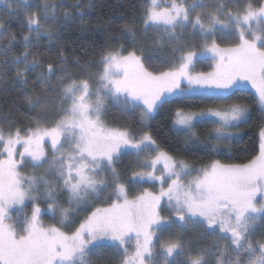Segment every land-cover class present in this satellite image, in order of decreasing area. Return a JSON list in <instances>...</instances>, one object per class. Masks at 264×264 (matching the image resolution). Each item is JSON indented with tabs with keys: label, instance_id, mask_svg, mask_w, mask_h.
<instances>
[{
	"label": "snow or ice",
	"instance_id": "1",
	"mask_svg": "<svg viewBox=\"0 0 264 264\" xmlns=\"http://www.w3.org/2000/svg\"><path fill=\"white\" fill-rule=\"evenodd\" d=\"M145 3L141 23L145 32L158 33L151 47L173 45L167 69L149 71L143 47L137 55L121 45L103 52L99 64L87 66L98 72L80 78L69 71L63 53L61 62L45 67L30 52L31 34L37 42L41 35L52 38L44 22L50 16L55 20L58 6L49 0H17L29 35L21 37L23 53L12 58L13 64L24 66L16 76L27 84L25 72L40 70L41 84L58 78L59 86L51 89L58 91L55 98L35 93L27 97L37 112L31 126L0 128V264H92V254L108 246L123 257L121 264H264V242L255 240L257 231L264 235V127L259 132V155L248 163L214 161L198 168L162 149L143 127L135 132L104 122L105 100L125 110L138 109L146 126L171 104L205 98L230 101L244 81L256 89L264 108V0H258V6L251 0L242 5L228 0L235 11L220 0L214 5L202 0ZM209 7L216 10L197 13ZM189 28L197 42L191 38L185 42L178 34ZM6 31L0 23V36ZM123 31L135 40L134 24ZM233 36L234 46L222 48L218 43V38ZM15 39L12 35L5 54ZM204 59L215 61L212 72L196 71ZM76 66L81 67L78 61ZM250 115L241 103L197 111L178 107L172 125L193 145L204 144L217 152L240 135L233 129ZM204 125L211 128L201 138L197 129ZM129 156L133 157L129 169L118 171L122 158ZM28 167L43 172L21 175ZM141 183L159 184V191L145 189L129 199V188ZM101 202L108 206L95 207ZM23 207H30L31 214H18L15 224L8 223ZM165 211L167 218L161 215ZM85 212L90 214L79 219ZM45 213L59 226L43 224L40 217ZM176 225L202 226L224 243L213 245L214 256L201 250L193 257L180 237L164 240L163 233Z\"/></svg>",
	"mask_w": 264,
	"mask_h": 264
},
{
	"label": "trees",
	"instance_id": "2",
	"mask_svg": "<svg viewBox=\"0 0 264 264\" xmlns=\"http://www.w3.org/2000/svg\"><path fill=\"white\" fill-rule=\"evenodd\" d=\"M49 2L58 6L55 11V20L53 21L50 16L49 21L44 22L45 27L51 31L52 38L49 39L47 35H41L37 42L33 33L31 34L33 46L30 49L33 56L45 67L49 62H61L60 54L63 53L64 63L69 71L80 78H87L88 72L99 71L96 67L88 68L90 63L92 65L99 64L103 52L114 47L119 48L122 45L128 51L136 50L137 55H141L138 49L143 47V56L148 58L145 67L149 71L167 69L166 60L172 56L173 45L165 42L163 47H151L153 37L158 33L151 29L145 32L144 25L141 23L146 8L145 0H49ZM242 2L244 3L245 0ZM251 2L254 6H258V0H251ZM9 5L0 7V23L5 24L7 29L4 35L0 36V128L4 129L13 124L20 128L31 126L37 112L29 106L27 97L35 93L38 96L47 94L55 98L58 91L54 93L51 89H58L59 86L58 78L41 84L40 70L25 72L24 79L28 81L27 84L17 78V71H23L24 66L13 64L12 58L23 53L24 46L21 37L29 35V33L22 10L17 9V1ZM32 11L41 12L40 9H32ZM130 24H134L136 30L135 40L132 36L125 35L123 31L125 26ZM177 31L185 38V42L188 38H191L193 42L198 41V38L191 37L192 30L190 28ZM12 35L16 39L12 42L11 51L5 54L4 49L8 48ZM218 43L221 46H234L236 40L234 36L227 40L218 38ZM77 61L81 67L76 66ZM213 70L211 59H204L196 64L198 72L208 73ZM232 103L246 105L250 109L251 115L240 128L233 129L240 135L221 145L217 152H212L204 144L193 145L191 141H187L184 135L178 134L173 128L172 113L178 107L197 111L199 108L206 107H226ZM106 106L104 122L107 125L127 127L135 132H140L143 127L144 130L151 132L162 149L197 167H205L214 161H219L222 164H246L259 155L261 143L259 132L261 127H264V109L260 106L254 93L246 89H237L235 96L230 101L205 98L168 105L148 121L146 126H142L141 113L138 109L129 107L125 110L123 106L116 105L112 100H109ZM210 128L211 125H204L197 129V133L203 138ZM132 160L133 157L130 156L122 158L117 165L118 171L129 169ZM126 180L127 175L123 177V181L126 182ZM144 186L147 187V184ZM141 191L139 186L135 185L134 188L130 187L128 192L131 196H136ZM97 205L107 206L103 202ZM46 218L44 217V219ZM56 224L58 223L56 222ZM117 261L118 259H114L110 251H104V255L101 257L92 258L93 264H115Z\"/></svg>",
	"mask_w": 264,
	"mask_h": 264
},
{
	"label": "rangeland",
	"instance_id": "3",
	"mask_svg": "<svg viewBox=\"0 0 264 264\" xmlns=\"http://www.w3.org/2000/svg\"><path fill=\"white\" fill-rule=\"evenodd\" d=\"M15 1H17V0H7V2H5V0H0V7L8 6L10 3L15 2ZM188 2L191 3L192 0H188ZM202 2L205 5H214L216 0H202ZM220 2L228 4V7H229L230 10H232V11L236 10L235 4H229L228 0H220ZM239 3L242 5L243 4L242 0H239ZM215 10L216 9L214 7H209L207 9H203V10L202 9H197V13H202L203 11H215ZM193 15H195V13ZM205 23H207V22H205ZM221 47L223 48V47H231V46H221ZM212 62H213V67H215V61L212 60ZM239 89H246V90H249V91L253 92L254 95L259 100L258 93H257L256 89L252 86V84L250 82H248V81L242 82L241 87ZM108 101L109 100H105V104ZM46 151H48L47 147H46ZM220 164H222V163H220ZM222 165H238V164H222ZM158 168H159V166H158ZM33 172H36L37 174H41L43 172V170H41V169H35L34 170L31 167L21 169V175H32ZM144 184H147V187H145ZM136 185L139 186L140 190H142L141 192L137 193L136 196L140 195L145 189H147L150 192H158L159 191V184L153 185L152 183H141V184H136ZM136 196H131V194L128 192V198L129 199H134ZM257 199H259V196L257 197ZM60 202L64 203L63 200H61ZM107 206H100V205H97V204L95 205V207H107ZM40 207L43 210L45 205L43 203H41ZM18 214L30 215L31 214V208L30 207H23L22 209L19 210V213L14 211L12 213L13 220L12 221H8V223L15 224L16 223V219L18 218ZM89 214H90V212L81 213L79 219L82 220V219H84V217H86ZM161 215L167 218L170 214L167 211H165V212H162ZM44 217H47V218L44 219ZM40 219H41V222L43 224H45V225L59 226V224H56L57 221L55 219H53V217H52V215L50 213L42 214ZM176 226H178V225H176ZM190 226L193 227L194 225H189L188 227H190ZM104 251H106V252L110 251V254L111 255L113 254V256H114V259H118L117 263H115V264H121V260L123 259V257L118 255L116 250L114 248H112L111 246L98 249L94 254H92L91 261H92V258L103 256L104 255ZM130 251H131V249H130ZM92 264H93V262H92Z\"/></svg>",
	"mask_w": 264,
	"mask_h": 264
},
{
	"label": "flooded vegetation",
	"instance_id": "4",
	"mask_svg": "<svg viewBox=\"0 0 264 264\" xmlns=\"http://www.w3.org/2000/svg\"><path fill=\"white\" fill-rule=\"evenodd\" d=\"M159 234L160 233H157V235ZM163 236L165 241H170L176 237H180L184 242L185 250L190 252L193 257H195V255L201 250H207L213 253L214 256L216 249L213 248V245L215 243H224V241L219 239L218 234L205 231L202 226L198 225H194L193 227L190 226L187 229H181L178 225L173 227L171 230L164 232ZM255 240L264 242V235H261L260 232L257 231ZM155 251H159V247H157ZM207 258L211 261L213 257ZM181 259H188V257L183 256Z\"/></svg>",
	"mask_w": 264,
	"mask_h": 264
}]
</instances>
